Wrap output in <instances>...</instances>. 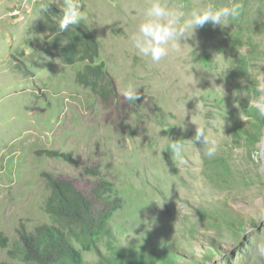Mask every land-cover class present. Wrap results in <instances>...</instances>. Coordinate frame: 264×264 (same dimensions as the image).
I'll list each match as a JSON object with an SVG mask.
<instances>
[{"label":"rangeland","instance_id":"1","mask_svg":"<svg viewBox=\"0 0 264 264\" xmlns=\"http://www.w3.org/2000/svg\"><path fill=\"white\" fill-rule=\"evenodd\" d=\"M18 2L0 0V234L8 239L0 263L23 264L10 252L19 228L51 224L44 180L51 174L88 195L99 179L112 184L118 207L107 223L129 253L158 241L174 244L176 264H264L257 252L264 243V0H236L242 9L232 23L196 29L159 63L129 39L149 0H79L81 22L99 42L97 62L114 83L106 103L76 80L86 62L61 63L54 37L38 25L47 3L60 18L63 0H31L21 21L9 16ZM207 2L166 0L183 9ZM130 84L141 98L135 106L122 95ZM152 106L163 110V126L151 121ZM234 122L258 139L239 137ZM197 128L204 138L195 139ZM171 140L183 146V165L168 150ZM81 255L97 261L93 252Z\"/></svg>","mask_w":264,"mask_h":264},{"label":"trees","instance_id":"2","mask_svg":"<svg viewBox=\"0 0 264 264\" xmlns=\"http://www.w3.org/2000/svg\"><path fill=\"white\" fill-rule=\"evenodd\" d=\"M38 22L41 31L53 36V41L59 47L56 58L65 65L86 62L84 69L76 74V80L84 87L90 88L103 102H110L115 97L113 80L105 71L104 64L97 62L99 42L90 29L80 22L70 25L69 29L58 34L59 12L42 11ZM22 69V66L19 65ZM24 70V69H23ZM128 101V104L136 105ZM154 119L151 121L159 126L164 125V112L161 108L152 106ZM253 112V110H252ZM253 117H260L258 113ZM264 120V118H263ZM260 122V118L258 120ZM232 131L239 137H252L249 131L241 129L233 123ZM243 139V138H242ZM259 141V140H258ZM49 156L61 158L73 165H80L71 154L47 152ZM84 173L99 177L97 167L83 166ZM44 180L49 195L45 203V212L49 215L51 224H43L33 231L19 228L16 239L11 245V257L23 264H176V248L172 243L152 242L146 252H128L123 246L115 244L116 239L112 227L107 223L118 205L110 201L113 186L107 180L99 179L90 190V195L76 189L70 180L61 179L51 174H44ZM242 229V225L239 224ZM106 240L105 248L101 250L100 243ZM8 239L0 234V246L7 247ZM77 243L80 250L76 247ZM93 252L97 256L95 263L83 260L81 252ZM0 264H12L1 262Z\"/></svg>","mask_w":264,"mask_h":264},{"label":"clouds","instance_id":"3","mask_svg":"<svg viewBox=\"0 0 264 264\" xmlns=\"http://www.w3.org/2000/svg\"><path fill=\"white\" fill-rule=\"evenodd\" d=\"M50 3H56V0H51ZM47 4L44 5L42 11H46ZM79 5V0H63V4L60 5L62 15L58 20V34L68 30L70 25H76L85 19L82 12L78 10ZM241 9L242 5L236 0H229L227 5L221 6L208 0L205 5L187 9L173 8L166 3V0H149V5L144 9L143 18L138 23L136 31L130 34L129 39L139 55L159 63L167 57L169 45L174 46L180 39L192 37L196 29L206 24L221 28L227 27L239 17ZM137 90L130 84L122 95L126 101L135 102L140 99ZM259 115L264 116V109L260 110ZM201 136L204 138V130L197 128L195 139ZM167 147L178 163L183 165L185 159L182 154V144L177 140H171ZM216 150L215 142L212 141L207 148L206 155L211 157ZM257 252L264 256V243L257 245Z\"/></svg>","mask_w":264,"mask_h":264},{"label":"built area","instance_id":"4","mask_svg":"<svg viewBox=\"0 0 264 264\" xmlns=\"http://www.w3.org/2000/svg\"><path fill=\"white\" fill-rule=\"evenodd\" d=\"M29 1L31 0H20V2H18V5L12 8V10L9 12V16H11L16 21L23 20L25 17V12L28 8Z\"/></svg>","mask_w":264,"mask_h":264},{"label":"water","instance_id":"5","mask_svg":"<svg viewBox=\"0 0 264 264\" xmlns=\"http://www.w3.org/2000/svg\"><path fill=\"white\" fill-rule=\"evenodd\" d=\"M264 133V132H263ZM260 146V153H261V157H262V160L264 162V135L262 137V139L260 140L259 144ZM264 175V174H263Z\"/></svg>","mask_w":264,"mask_h":264}]
</instances>
